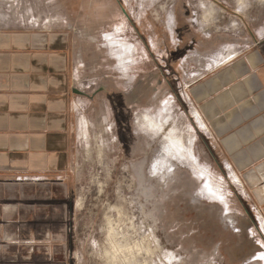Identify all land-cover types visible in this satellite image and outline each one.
<instances>
[{
	"label": "rangeland",
	"instance_id": "374dc122",
	"mask_svg": "<svg viewBox=\"0 0 264 264\" xmlns=\"http://www.w3.org/2000/svg\"><path fill=\"white\" fill-rule=\"evenodd\" d=\"M65 1L71 11L64 9ZM248 1L264 6V0ZM125 2L130 7L133 0ZM136 2L155 15L157 28L162 27L165 41L156 36L150 42L158 62L163 61L161 57L166 55L167 48L174 49L180 40L184 46L179 51L177 64L172 58H167V62L172 61L185 72L187 69L191 73L195 69L217 67L236 56L228 48L204 54L207 50L195 51L196 46L191 48L187 44L225 33L236 34L231 33L230 25L235 26L237 22L240 26L241 23L231 11L238 9V2L244 8L245 0ZM202 3L212 5L214 12L207 13ZM82 4L85 3L81 0L78 3L74 0H0V28L33 24L36 30L60 31L71 21L68 13L74 17L79 15L80 19L89 16L84 15ZM222 6H227L230 11ZM148 18L142 26L153 31L154 23ZM124 25L126 27L125 22H120L116 32L109 34L112 37L109 46L104 42L107 57L101 54L104 58L101 72L87 73L79 66L84 65L82 60H78V66L74 64L75 68L80 67L79 76L85 80L84 88L91 86L90 92L106 76L112 82L115 80L117 88L123 91H126V82H131L132 86L137 82L135 76L137 71H142L139 63L144 59L143 52L134 42L126 40L122 34ZM243 31L244 27H239V32ZM176 32L178 34L172 39ZM240 33L235 36L247 38ZM70 40L72 44L75 41L72 35ZM161 64L164 69L167 67L166 62ZM159 68L153 62L145 67L146 79H152V86L165 75L161 76ZM129 69L134 75L128 72ZM153 71L155 74L152 75ZM179 73L178 88L171 90L173 80L166 73L162 86H156V92L150 93L151 88L148 89V99L143 105L132 102L123 108L117 102L114 108L104 95H99L92 103L74 96L76 138L69 170L60 177L58 175L59 178L9 184L5 196L0 184V262H3L0 264H128L134 253L135 260L141 264H233L217 253L222 239L215 224L217 212L222 210L219 206L231 211L237 222L250 221L253 217L247 216L249 205L230 191L218 166L205 167L211 161L210 156L198 157V149L193 146V130L191 126L187 127L189 119L180 112L177 91L184 95L188 82L185 75ZM121 108L126 110L128 120L125 122ZM146 116L161 121L168 119L165 128L177 129L184 144L192 149L199 167L182 159L183 152L178 149L172 148L171 154L163 152L164 137L145 124ZM200 142L205 144L203 139ZM156 165L162 169L161 174L155 172ZM203 170L225 199H218V191L211 196L206 193L207 180L202 177ZM196 193L203 194L211 205L194 202ZM184 210L203 217L215 228L212 231L210 226L185 219ZM253 233L261 237L264 246V237L256 227ZM116 245L126 246L129 251L121 252ZM259 256L263 257L260 262L246 263L264 264V254Z\"/></svg>",
	"mask_w": 264,
	"mask_h": 264
},
{
	"label": "crops",
	"instance_id": "0c3cea01",
	"mask_svg": "<svg viewBox=\"0 0 264 264\" xmlns=\"http://www.w3.org/2000/svg\"><path fill=\"white\" fill-rule=\"evenodd\" d=\"M141 11L149 12L145 7ZM231 13L241 23L230 25L231 33L239 34V27H244L240 34L247 38L225 33L199 39L194 50L210 54L228 48L236 56L217 67L195 69L198 77H189L190 69L185 72L181 67L188 85L184 95L178 91L177 98L180 112L189 119L187 127L193 128L198 157L210 156L205 167L218 166L230 191L249 205L246 214L253 217L252 230L256 227L264 237V6L245 0L244 8L238 2V9ZM33 26L0 28L4 196L9 184L65 174L76 138L70 88L78 82L81 66L74 67L79 63L70 54V35Z\"/></svg>",
	"mask_w": 264,
	"mask_h": 264
},
{
	"label": "flooded vegetation",
	"instance_id": "af4514ba",
	"mask_svg": "<svg viewBox=\"0 0 264 264\" xmlns=\"http://www.w3.org/2000/svg\"><path fill=\"white\" fill-rule=\"evenodd\" d=\"M74 1L78 3L80 0ZM81 1L82 3L86 4H82V11L83 13L85 12L84 15L87 14L89 16L80 19L79 15H75V19L74 15L72 16L70 13H68L71 21L69 23L66 22V26H63V28L60 29V31L64 30L69 35L71 33L73 39H75L70 49V54L77 61H84V65L82 64L79 66L83 67V69H85L87 73H92L93 71L94 74H96L97 72L102 71V61L105 57H107V46L104 42H106L109 46V41L112 39L109 34H113L115 32L116 27L118 24H120V22H125L126 24V27L124 25L125 31L122 34L127 41L134 42V44H136L142 50L144 59L139 63V69H142V71L136 72L135 79L137 80V82L134 83L133 86L131 85V82H126V91L117 88L116 84L118 83L115 80L114 82H112V79L109 80L110 78L106 76L102 77L103 82H99L97 87L90 92L89 90L91 89V86H86L84 84L86 86V88H84L82 84L85 83V80L80 76L78 79L79 84L75 83L74 86L70 88V94L72 95V97L76 96L78 98H83L92 103L95 102L96 98L99 95H104L107 97V100L112 103L114 108L117 105V102H120L123 108L129 106L128 103L131 104L132 102V104L135 105L137 103H142L143 105L145 102H147L148 99V89L151 88L150 93L156 92V86H162L163 76L165 77L166 73H169L171 79L173 80V83L171 82V90L178 88L179 78L177 77V75L180 74V70L178 69V66L175 67L174 64H177V60H179V51L182 50L184 43L180 40L179 44H175L176 46L174 49L172 47H169V49L167 48V51H165L166 55L164 57H161V59H163V61L161 60V63L166 62L167 64V67L164 69L163 65L157 61V56L153 52L150 42L151 38L155 39L156 36L160 40L165 41V36L163 34L162 27L157 28V25L155 23V15L152 16L151 12H148L147 14L142 11L139 12L141 8H144L142 3L136 4L137 0H133L129 7L126 4L125 0ZM69 3L73 4L71 2ZM87 5L88 8L86 9ZM64 7L66 11H71L70 5L66 3V1L64 2ZM86 11H88L89 13H86ZM173 14L174 17H176V12H174ZM147 17H149L148 19L153 21L154 23L155 28H153V31L151 28L147 29L145 28V26H142L144 23H147ZM110 26L112 27L110 28ZM109 28L110 30L105 32V30ZM149 31L151 32V34H149ZM175 34H178V32L172 34V39ZM82 43H84L85 45L82 46ZM188 46H191V48L195 46L193 40L187 44V47ZM101 54L104 57L103 59ZM167 54L168 56H170L168 57ZM184 56L187 57L186 55ZM167 58L174 59V64L172 63V61L171 63H168ZM152 62L153 64L156 63L160 67L158 72L161 74V76L165 74L162 76V80L160 79L157 82L156 86L151 85V78L150 80L146 79L147 74L145 71V67L147 66V64H152ZM128 72L134 75L132 69H129ZM153 74H155L154 71L152 72V75ZM150 85L151 87H149ZM74 89L85 92L90 97L76 95L73 93ZM122 111V120L125 122L128 120V117L125 112L126 110L122 109ZM194 196V202H204L210 204L204 199L205 196L203 194L199 195L196 193ZM191 202L192 199L190 203ZM219 208L222 210L217 212L215 224L218 225V230L222 235V239L219 242L217 253L227 258V261L233 262V264H247L246 262H260L261 260H263V257L260 258L259 255L260 253L264 254V246L262 245V242H260L259 236L253 233V223L249 220H240V222H237L235 221V217L231 211L224 209L223 206H219ZM183 217L185 219H189L190 221H196L200 222L203 225L210 226V228H212V231L215 228L213 225L209 224V222H205V219L203 217H198L188 210H184Z\"/></svg>",
	"mask_w": 264,
	"mask_h": 264
},
{
	"label": "bare ground",
	"instance_id": "6f19581e",
	"mask_svg": "<svg viewBox=\"0 0 264 264\" xmlns=\"http://www.w3.org/2000/svg\"><path fill=\"white\" fill-rule=\"evenodd\" d=\"M203 3L201 4V6L206 10L207 13H213L214 12V9L212 8V5H208L207 6L206 4H203ZM145 120L147 122L145 124H148L149 128H151L153 131H156L158 134L160 133V134L163 135V137H164V143H163V145L165 146L164 149H163V152L168 153V154H171V152L173 150L178 149L177 151L183 152L182 155H181L182 159H184V160L186 159V161H190V164H193L194 167H196V168L199 167V164H198L197 160L194 159V156L192 154L193 151L191 152L192 149L189 150L190 148L189 147H188L189 149L187 148V146L183 142V138L180 137L179 134L177 133V131H176L177 129L175 127H172V126H168L167 128H165L168 125V122H169L168 119H165L164 121H161L160 119L156 120V119H152V118H149L148 116H146ZM190 129L193 130L192 127ZM172 148H173V150H172ZM188 155H189V158H188ZM155 167H156V170H157L155 172L157 173L159 171L158 173L161 174L162 173V169H160V167L158 165H156ZM202 172H203L202 173V175H203L202 177H204V179L207 180V183H206V185L204 187L206 193L209 196H211V195H215V193L218 191L216 193V195L219 196L218 199H225L224 195L223 194L221 195L220 189L219 188L218 189H215L213 187L214 185H213L212 181L210 180V178L208 176H206L205 170H203ZM117 246L118 245H116L115 248ZM117 248L121 252H123L125 250L126 251H129V249H127L126 246H123V245H120ZM138 250H139V252L142 251L141 248L140 249L138 248ZM130 252L132 253V251H130ZM125 257H127V256H125ZM135 257H136V255L134 253V254L131 255V257H130V259L128 261H130V260L134 261L135 260ZM132 261L131 262H128V264H141V263L137 262V260H135L134 262H132Z\"/></svg>",
	"mask_w": 264,
	"mask_h": 264
},
{
	"label": "water",
	"instance_id": "95a60500",
	"mask_svg": "<svg viewBox=\"0 0 264 264\" xmlns=\"http://www.w3.org/2000/svg\"><path fill=\"white\" fill-rule=\"evenodd\" d=\"M73 93L79 96L90 97L87 93L74 89Z\"/></svg>",
	"mask_w": 264,
	"mask_h": 264
},
{
	"label": "built area",
	"instance_id": "2783aa9c",
	"mask_svg": "<svg viewBox=\"0 0 264 264\" xmlns=\"http://www.w3.org/2000/svg\"><path fill=\"white\" fill-rule=\"evenodd\" d=\"M198 75H199V71H192V72L190 73V76H191V77H198Z\"/></svg>",
	"mask_w": 264,
	"mask_h": 264
}]
</instances>
